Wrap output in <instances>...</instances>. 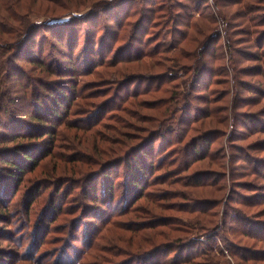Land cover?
I'll return each mask as SVG.
<instances>
[{"label":"rangeland","instance_id":"rangeland-1","mask_svg":"<svg viewBox=\"0 0 264 264\" xmlns=\"http://www.w3.org/2000/svg\"><path fill=\"white\" fill-rule=\"evenodd\" d=\"M63 1L69 4L77 0ZM201 2L100 0L94 3L97 10L107 11H96V20V15L88 14L92 12L88 7L44 24L43 18L33 21L54 26L69 22L70 17L78 18L83 32L79 35L78 55L83 48L89 52L97 45L92 39L96 34L105 51L99 57L83 53L88 56L81 60L80 73L69 76L79 82L76 90L82 96L98 97L71 104L57 129L64 140L56 141L38 167L26 173L15 195L10 193L8 198L4 196L5 202L0 201V207L8 210L7 214L0 211V264H142L139 253L150 249L140 242L143 237L153 239V249H159L153 257V263L162 258L159 264L183 258L185 255L177 258L175 251L185 246L184 240L192 241L189 253L198 254L197 261H202L207 244L216 245L221 251H239L244 244L252 247L231 236H227L225 244L213 236L217 230L189 227L186 211L206 198L217 202L214 210L221 217L222 211L229 214L245 203L250 208L241 207L242 214L255 226H264V0H229L227 10L216 8L214 0ZM191 7L195 10L190 11ZM217 10L223 12L221 17H217ZM123 11L134 12L127 22L133 24L137 20L138 25L131 26V38L114 42L111 34L119 31L117 20ZM106 26L112 28L104 30ZM71 29L66 27L60 34H68ZM74 37L71 34L66 41L73 42ZM228 43L230 47L226 48ZM51 45L55 46V42L48 36L43 59L61 60ZM111 48L114 54L108 51ZM144 52L147 56L143 62H136ZM101 60L107 66L116 64L118 69L127 66L132 70L123 77H109L107 73H113V69L101 66ZM150 63L154 65L147 70ZM91 68L94 69L88 75ZM30 70L27 65L26 84L33 83ZM126 76L131 77L130 81H125ZM44 78L56 80L53 76ZM154 89L156 93L151 92ZM137 91L140 107L132 108L122 102ZM127 99L132 102V98ZM117 104L128 115L110 111ZM28 114L29 111L16 115L21 119ZM97 114L100 121L82 131L80 128H86ZM116 120H122V129ZM149 142L153 143V151L147 162L161 167L148 176L158 180L150 184L142 200L128 208L125 185L130 167L121 162L128 158L131 164L137 152L128 156L130 147ZM73 168L80 172L72 171ZM84 175L89 186L97 187L95 203L88 199L93 193H86V182L82 190L77 189L76 178ZM65 181L68 184L57 189V184ZM109 184L115 195L112 202L106 197ZM162 193L167 195L161 200ZM97 215L99 220L94 218ZM149 220L167 224L155 228L160 237L147 229ZM138 226L141 231L136 233L134 228ZM39 234L45 236L41 244ZM93 236L91 252L86 256L89 249L85 250L78 238L85 243ZM174 238L181 242L174 244ZM168 244H173L172 249H163ZM68 245L75 248L76 254L82 253L83 261L75 257L69 262L62 256ZM261 246L264 244L257 245ZM65 255L72 257V251L65 250Z\"/></svg>","mask_w":264,"mask_h":264},{"label":"trees","instance_id":"trees-1","mask_svg":"<svg viewBox=\"0 0 264 264\" xmlns=\"http://www.w3.org/2000/svg\"><path fill=\"white\" fill-rule=\"evenodd\" d=\"M99 1L100 0L97 2H94V0H77L74 3L70 2L66 4L63 0H0V145H2L0 149V160L2 163L0 166V183H3L0 187V192L2 191L1 193L3 194V196L0 197L1 202H5V200H3L4 196L8 198L10 193L15 195L18 192L26 173L33 172L36 167H38L39 161L45 159L49 155L50 147H55L54 143L56 141L64 140L63 133H60L57 129L63 124V114L69 113L68 109H70L71 104L79 99L88 98L91 100L98 97L96 95L92 96V94H89V96H82L80 92L76 90L79 86V82H76L74 80L75 78L72 79L69 77L75 76L76 73H80L79 70L81 69L80 67H82L81 60L84 56H88L87 54L83 55V53L88 52L87 49L83 48L80 55H78V50H76L79 35L83 33L80 30L79 19L70 17L71 20L69 22L56 24L54 26H41L42 24L37 25L33 23V21L43 18L44 24L50 20L67 17V14L77 13L81 11V9H86L88 7L92 8V12L88 14L96 15V20L99 19L96 11L98 14H106L107 11V9L97 10V5L94 3H98ZM206 1L210 0H202L201 3H206ZM213 3L216 8L219 7L225 10H227L230 5L229 0H214ZM194 5L197 7V2H195ZM200 5L201 4L198 3L197 11L201 9ZM184 9H188V6H184ZM194 10L195 8L191 7L190 11ZM220 11L221 10H217V17H221V14H223V12ZM167 12L169 13V11H166V13ZM133 16L134 12L128 11H123V13L119 14V19L117 20L119 22V24H117L119 31L111 34V40L117 42L119 40H124V38L132 37L131 26L134 24L138 25V21L134 20L133 24H131L127 22V20ZM117 21L114 20L115 23ZM84 23H87V21ZM188 24L189 23L184 26L187 27ZM92 26H94V23ZM66 27H71V32L68 34H60ZM105 28L112 27L106 26L104 30ZM103 33H105V31ZM71 34L75 35L74 40L73 42H67L66 38L68 40ZM108 34L109 33H107V35ZM48 36L55 42V46L51 45V47L62 56L61 60L46 62L43 59L46 49L44 46L43 50V45L46 43ZM96 36L97 34L93 35L92 39L97 42V45L89 48L88 53H91L95 57H99V53L105 50L101 49L100 40H98ZM229 47V43L226 44V48ZM108 51L113 52L114 50L111 48ZM114 53L115 52H113V54ZM199 53V55H201L200 49ZM153 55L155 54L153 53L150 57H153ZM146 56L144 52V54H141L140 59H136V62L142 63L143 58ZM101 61L100 65H105L102 64L104 60ZM175 61H178L177 58H175ZM27 65L32 69L30 70L32 72L31 75H33L30 76L33 82L31 84H26L24 80V78L28 79L29 77L28 72H26ZM153 65L154 63L148 64V68L146 69L149 70ZM172 65L178 67L177 64ZM97 66L96 64L94 68ZM115 66L116 64H110L106 67H111L113 69V73H107L109 77H123V75L126 73L129 74L132 70L128 69L127 66L122 67V70ZM139 67L141 68V66L138 65V68ZM94 68H91L86 73L88 75L91 74ZM44 76H53L56 80H46ZM130 78V76H126L125 81H130ZM151 92L156 93V90H151ZM139 95L140 93L137 91V93L132 94V96L124 97L122 102L124 101V104L128 103L127 106L129 107L138 108L140 107V103H142L138 101ZM127 98H132V102L128 101ZM119 106L120 105L117 104L114 108H110V111L117 110L124 113V115H128L125 109L119 108ZM28 111L30 113L28 117L21 119L17 118V113ZM99 121L100 117L97 114L91 121L92 123L89 122L86 128L83 127L80 129L86 132ZM116 125L122 129V120H116ZM43 139L47 140L43 141ZM40 141H43V143ZM45 141H48L47 144H45ZM35 142H40V144H34ZM253 149L255 150V148ZM130 150L131 151L127 154L128 156H132L134 152H137L131 164H128V158L125 156L126 152L124 156L127 158V161L124 158L121 162L130 167L127 170L129 180H127L125 185V194L129 197V200L126 202L128 208L134 206L138 201L144 198L145 191L150 184L157 183L156 180H158V178L150 179L148 173L150 172L152 173L151 175H153V173L161 167L155 166L153 162H147V159L153 151V143L149 142L148 145L141 143L135 146L132 145ZM72 171L77 173L80 172L79 170L75 171V168H73ZM76 179L77 189L82 190V185L86 182V193L88 190L93 193L88 199H93L94 203L97 202V187L89 186V179H86L85 175L82 177L79 176ZM103 179H107L106 176H103ZM66 183L65 181L64 183L61 182L60 185L57 184V189H62L65 187ZM111 185L112 184H109L107 186L108 191L106 197L109 200L108 202L114 201L115 197ZM201 186L202 185H199L198 187L201 188ZM70 188L72 190L74 186L71 184ZM36 191H39V189H36ZM36 193L37 192H35V195ZM197 193L199 192H196V194ZM159 195L162 200L167 194L162 193ZM99 199L101 200V197H99ZM243 200H241V202H244ZM159 201V199L156 200V202ZM249 203H252L251 199ZM194 205L196 206H189V209L186 211V214L190 216L187 222L189 227L204 231L217 230L218 234L213 236L225 244L228 243L227 236H231L240 244L247 242L251 243L252 247H248L247 244H244L239 251L235 248L230 251L229 249L221 251L216 245L207 244L205 252L202 253V257L200 258L202 261H197L198 254L189 253V243L192 241L184 240L185 246H179L175 251V256L177 258L182 255L185 256L178 260H172L170 264H230L229 261L226 260L227 257L232 259L235 264H264V246L257 247L258 244H264V226H255V222H252L251 219L242 214L243 210H241L242 208H250V205L242 203V208L240 207L232 210L229 214L222 211L221 217H218V210H214L218 204L213 200L205 198ZM0 211L5 213L8 210L7 207L3 206L0 207ZM52 212H54L53 209ZM94 218L99 220L98 215L94 216ZM160 221L162 220H149V226L147 227V229L153 231L158 237H160L161 233L155 231V228L159 229L160 227L167 226V224L163 222L160 223ZM134 226L137 227L136 225ZM134 229H136V233L141 231L139 226ZM80 234L82 233L80 232ZM44 238L45 236L43 234L38 235L39 244L44 241ZM93 238L94 236L90 241L85 243L82 238H78V240L80 239L79 242L81 245H84L83 248L86 250L92 247L94 243ZM162 238L165 239L166 235H162ZM152 240L153 239L146 237L140 238L141 243L149 245L150 247L149 250H144L143 253H139L138 255L141 257L139 259L143 261L142 264H159L162 259L161 258L159 261L156 260V262L153 263V257L158 255L157 251H159V249H153L154 244ZM174 240V244L181 242L180 238H174ZM172 245L173 244H168L164 246L163 249L166 248V250H170L172 249ZM74 249L75 248L68 245V249L63 250L62 256H65L69 262L75 257H79L78 259L82 258V253L78 252L77 255L76 252L73 251ZM137 249L139 250L141 247H137ZM65 250H68V252L72 251V257L65 255ZM89 252H91L90 249L87 251L86 256H89ZM83 259L84 256L82 261Z\"/></svg>","mask_w":264,"mask_h":264}]
</instances>
